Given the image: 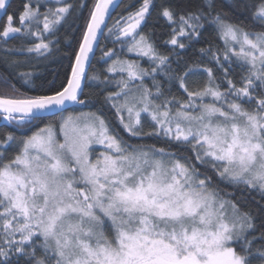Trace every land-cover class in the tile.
Listing matches in <instances>:
<instances>
[{"label":"rangeland","instance_id":"rangeland-1","mask_svg":"<svg viewBox=\"0 0 264 264\" xmlns=\"http://www.w3.org/2000/svg\"><path fill=\"white\" fill-rule=\"evenodd\" d=\"M147 9L125 21L130 56H150L146 41L135 37ZM258 17L264 21V8ZM54 23H46V33ZM13 34L8 26L3 37ZM221 35L229 53L264 79V35L227 25ZM111 73L123 85L139 82L142 71L122 61ZM116 101L128 132L147 115L169 138L192 142L225 181L264 192V121L258 114L225 103L213 87L182 111L160 108L141 84L122 87ZM57 123L30 138L0 172L6 212L23 215L21 228L43 239L55 264H243L230 244L245 234L247 220L205 180L162 151L124 153L98 116L62 115Z\"/></svg>","mask_w":264,"mask_h":264},{"label":"trees","instance_id":"trees-1","mask_svg":"<svg viewBox=\"0 0 264 264\" xmlns=\"http://www.w3.org/2000/svg\"><path fill=\"white\" fill-rule=\"evenodd\" d=\"M95 3L10 0L0 24V100H41L66 88ZM145 4L147 13L135 37L144 39L151 53L134 57L126 53L128 40L122 34L125 21ZM262 8L264 0H122L105 29L77 103L52 118L19 120L22 124L10 119L0 125V172L41 129H57L62 115L98 116L124 153L162 151L205 180L219 200L247 220L248 229L230 244L231 251L243 264H264V192L225 181L212 162L202 160L192 142L169 138L147 115L134 132H128L115 107L121 88L133 84L143 85L150 100L169 112L190 109L191 98L213 87L225 103L240 105L264 121V79L229 53L221 35L226 25L248 35H264V21L258 17ZM51 22L56 24L46 33V23ZM8 26L14 34L3 37ZM122 61L140 68L139 82L122 85L111 73L112 66ZM91 155L94 158L96 150ZM5 208L0 201V264L57 263L40 236L21 228L23 215L7 213Z\"/></svg>","mask_w":264,"mask_h":264},{"label":"water","instance_id":"water-1","mask_svg":"<svg viewBox=\"0 0 264 264\" xmlns=\"http://www.w3.org/2000/svg\"><path fill=\"white\" fill-rule=\"evenodd\" d=\"M122 0H98L78 50L66 88L53 97L34 101L0 100V116L7 124L10 119L36 120L52 118L69 110L79 100L87 73L99 43L114 12ZM10 0H0V24Z\"/></svg>","mask_w":264,"mask_h":264}]
</instances>
